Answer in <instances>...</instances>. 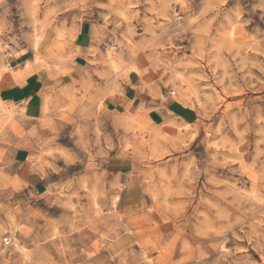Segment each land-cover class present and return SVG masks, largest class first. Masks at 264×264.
<instances>
[{
    "label": "clouds",
    "instance_id": "1",
    "mask_svg": "<svg viewBox=\"0 0 264 264\" xmlns=\"http://www.w3.org/2000/svg\"><path fill=\"white\" fill-rule=\"evenodd\" d=\"M0 264H264V0H0Z\"/></svg>",
    "mask_w": 264,
    "mask_h": 264
}]
</instances>
